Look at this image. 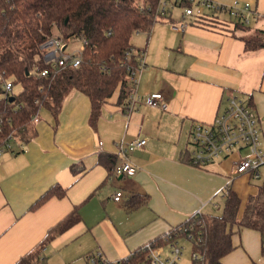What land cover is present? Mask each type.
Segmentation results:
<instances>
[{
	"label": "crops",
	"instance_id": "obj_1",
	"mask_svg": "<svg viewBox=\"0 0 264 264\" xmlns=\"http://www.w3.org/2000/svg\"><path fill=\"white\" fill-rule=\"evenodd\" d=\"M217 1H249L256 14L249 25L192 22L183 33L162 18L145 39L131 42L145 52L137 92L161 91L166 109L141 105L127 118L116 90L91 121L88 97L70 88L55 114L40 108L28 141H13L12 149L0 153V264H16L75 204L80 219L42 249L47 264H88L86 255L94 250L115 260L197 210L221 213L222 189L238 154L205 167L190 164L188 134L194 122L212 121L234 93L256 111L264 140V44L244 47L257 35L264 40V0ZM139 137H146L145 144L128 155L135 172L109 175L99 154H114L117 161L115 142ZM258 171L256 179L244 173L230 182L242 202L264 184V164ZM55 184L65 195L31 208ZM116 191H121L118 200ZM231 241L223 264H264L258 230L235 229Z\"/></svg>",
	"mask_w": 264,
	"mask_h": 264
},
{
	"label": "trees",
	"instance_id": "obj_2",
	"mask_svg": "<svg viewBox=\"0 0 264 264\" xmlns=\"http://www.w3.org/2000/svg\"><path fill=\"white\" fill-rule=\"evenodd\" d=\"M158 0H0V75L10 77L12 86L20 84L21 92L0 97V148L12 149L13 141L22 144L34 134V117L42 106L55 114L70 88L84 93L90 102V120L95 121L102 104L117 90V102L124 103L130 87L125 51L132 46L135 31L148 34L152 24L159 20ZM168 18L171 19L169 16ZM213 27H225L226 22L203 20ZM227 26V25H226ZM243 26L235 22L233 27ZM60 34L64 43L84 37L81 61L77 66L60 65L48 75L37 71L49 67L41 57V43ZM260 35L244 42L245 49L263 46ZM9 81V80H7ZM14 96L13 100H9ZM11 144L12 147H4ZM98 162L113 174L116 157L100 153ZM65 188L50 186L32 205L43 203L51 196L62 197ZM219 214H202V225L194 231L192 251L200 255L191 264H223L221 257L233 247L231 235L235 229L248 227L258 230L264 242V184L256 185L242 202L229 188ZM137 199L134 198L133 203ZM79 204L54 225L43 238L23 254L16 264H47L43 248L60 232L80 219ZM200 237L199 239L197 237ZM148 241H160V234ZM142 245L133 250V257L142 253ZM264 253V247L262 248Z\"/></svg>",
	"mask_w": 264,
	"mask_h": 264
},
{
	"label": "built area",
	"instance_id": "obj_3",
	"mask_svg": "<svg viewBox=\"0 0 264 264\" xmlns=\"http://www.w3.org/2000/svg\"><path fill=\"white\" fill-rule=\"evenodd\" d=\"M178 9L177 13L175 9ZM156 12L158 18H164L170 27L183 33L192 22H200L207 18L215 19L218 22L225 21L226 25H234L240 22L249 25L251 18L255 16V9L249 1L238 3L233 1L224 3L217 0H158ZM176 13V15H174ZM219 14H225L227 19L219 18ZM171 17L168 18V17ZM140 31H135L139 33ZM81 43L86 39L80 37ZM60 34H54L41 43V57L49 67H43L37 71L39 76L48 75L51 70L57 69L60 65L77 66L81 61V48L74 51H67ZM127 62L134 60L127 65L130 76V87L125 94L124 103L121 105L123 114L129 118L132 112L139 106L147 105L166 109L167 104L161 91H152L146 94L137 92L139 73L145 66V52L143 49L130 46L125 51ZM12 82L5 81L4 89L10 90ZM37 116L34 117V120ZM146 137H139L125 141H116L117 161L114 165V174L124 176L135 172L136 166L129 160V154L142 147ZM102 142L98 141V147ZM188 162L198 167H205L211 163L228 158L233 153L238 156L232 161L228 182L222 189L226 194L230 188V182L236 175L248 173L252 179L259 177V167L264 164V140L259 123V116L237 94L227 96L225 104L220 112L210 122L196 121L192 124L187 141ZM4 147L11 148V144ZM3 147L0 148L2 153ZM245 153L241 154V150ZM121 191H116L113 199L118 200ZM201 212L197 210L182 223L173 226L160 234V241H146L142 245V253L133 257V251L128 252L115 260L107 259L100 250L91 251L86 255L88 264H178L183 253L182 239L187 238L191 243L196 237L194 229L202 225L198 218ZM200 238L199 236L197 237ZM264 247V242H263ZM192 258H199L196 252L191 253Z\"/></svg>",
	"mask_w": 264,
	"mask_h": 264
},
{
	"label": "rangeland",
	"instance_id": "obj_4",
	"mask_svg": "<svg viewBox=\"0 0 264 264\" xmlns=\"http://www.w3.org/2000/svg\"><path fill=\"white\" fill-rule=\"evenodd\" d=\"M178 9H175V12L177 13ZM163 18V17H162ZM160 18V19H162ZM146 35L144 32H140V34H136L133 33L130 39V42L133 41H139L140 39H145ZM82 46L81 40L80 38L76 37V38H72L67 46H66V50L67 51H74L77 49H80ZM7 80H11L10 77H7L5 79H3L0 75V97L3 96L5 93V89H4V82ZM12 81V80H11ZM22 90V87L20 84L14 83L13 86L11 87L10 90H7L9 92V94H16L18 95ZM240 175H236L233 180L237 177H239ZM182 243H183V253L178 261V264H191V260H192V247H191V242L187 239V238H183L182 239Z\"/></svg>",
	"mask_w": 264,
	"mask_h": 264
},
{
	"label": "water",
	"instance_id": "obj_5",
	"mask_svg": "<svg viewBox=\"0 0 264 264\" xmlns=\"http://www.w3.org/2000/svg\"><path fill=\"white\" fill-rule=\"evenodd\" d=\"M13 98H14V96H10V97H9V100L11 101V100H13Z\"/></svg>",
	"mask_w": 264,
	"mask_h": 264
}]
</instances>
